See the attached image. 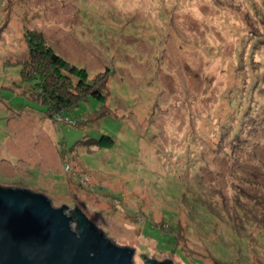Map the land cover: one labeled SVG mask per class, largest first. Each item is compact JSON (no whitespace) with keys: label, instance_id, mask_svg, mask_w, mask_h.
<instances>
[{"label":"rangeland","instance_id":"374dc122","mask_svg":"<svg viewBox=\"0 0 264 264\" xmlns=\"http://www.w3.org/2000/svg\"><path fill=\"white\" fill-rule=\"evenodd\" d=\"M28 39L103 99L50 117ZM0 186L76 205L132 264H264V0H0Z\"/></svg>","mask_w":264,"mask_h":264},{"label":"water","instance_id":"95a60500","mask_svg":"<svg viewBox=\"0 0 264 264\" xmlns=\"http://www.w3.org/2000/svg\"><path fill=\"white\" fill-rule=\"evenodd\" d=\"M66 207L39 191L0 186V264H132L133 248L108 238L76 205L69 215Z\"/></svg>","mask_w":264,"mask_h":264},{"label":"trees","instance_id":"16d2710c","mask_svg":"<svg viewBox=\"0 0 264 264\" xmlns=\"http://www.w3.org/2000/svg\"><path fill=\"white\" fill-rule=\"evenodd\" d=\"M29 51H31V62H40L28 79L29 86L33 88L31 95L37 100L36 103L39 107L44 108L43 110L49 113V116L69 111L83 97L93 95L97 99H103L105 94L102 92V86L95 82L93 84L84 77L79 78L77 81L73 80L75 71H78L81 67L65 61L44 39L39 41L30 39ZM59 76L64 77L66 82H63L61 78L59 79ZM81 95L83 97H80ZM101 139L103 141L109 140L108 143L102 144L103 147H111L109 145L113 140L110 137L105 135ZM98 145L101 144L98 143ZM74 218L75 216L73 220Z\"/></svg>","mask_w":264,"mask_h":264},{"label":"flooded vegetation","instance_id":"af4514ba","mask_svg":"<svg viewBox=\"0 0 264 264\" xmlns=\"http://www.w3.org/2000/svg\"><path fill=\"white\" fill-rule=\"evenodd\" d=\"M76 213H77V210L75 209V210H73V212H71L70 214H71L72 217H74Z\"/></svg>","mask_w":264,"mask_h":264}]
</instances>
